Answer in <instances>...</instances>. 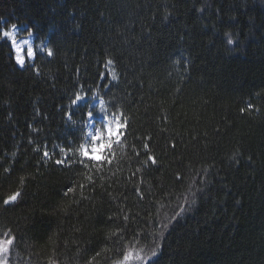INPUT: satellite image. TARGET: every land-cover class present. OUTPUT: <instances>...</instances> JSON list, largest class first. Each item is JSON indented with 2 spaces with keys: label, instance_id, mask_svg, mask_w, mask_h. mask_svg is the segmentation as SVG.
Masks as SVG:
<instances>
[{
  "label": "trees",
  "instance_id": "obj_1",
  "mask_svg": "<svg viewBox=\"0 0 264 264\" xmlns=\"http://www.w3.org/2000/svg\"><path fill=\"white\" fill-rule=\"evenodd\" d=\"M11 25L53 55L18 66L0 37V196L23 192L0 200L9 264L156 242L152 264H264V0H0ZM96 92L130 123L110 162L80 152L88 105L71 101Z\"/></svg>",
  "mask_w": 264,
  "mask_h": 264
},
{
  "label": "snow or ice",
  "instance_id": "obj_2",
  "mask_svg": "<svg viewBox=\"0 0 264 264\" xmlns=\"http://www.w3.org/2000/svg\"><path fill=\"white\" fill-rule=\"evenodd\" d=\"M13 28L16 26L12 25ZM3 35H6L7 37L11 36V33L9 31H4ZM229 44L233 43L231 39L227 41ZM26 44L27 41H24ZM12 47L13 49L19 53L21 51L20 46L16 43V40L13 39L12 41ZM27 55L29 57L34 55V51L32 48L27 49ZM48 56H52L53 52L51 50L47 53ZM17 64L23 66L25 65V59L21 57L20 55H17L15 57ZM112 61H109V64H111ZM112 79L115 80V75H112ZM83 99L82 96L79 94L76 95L75 99H73L71 102L74 106H79V102ZM253 105L251 103L247 104L246 107L240 108V112L244 113L248 110L252 109ZM95 112L89 111L87 112V117L89 120H95ZM114 121V122H113ZM94 127V133L91 134L90 139L93 142L90 147L81 145L80 152L83 157L86 159L97 161V162H110L108 161V157L104 155V153L111 149L114 144H119L123 139H126L127 137V129L130 127L129 121L123 116V114L114 116L112 120H109V118L105 115L103 117V123L99 128ZM148 145H145V148H147ZM43 156L45 158H48L50 156V153L48 151L43 152ZM148 162H150L152 165L157 164V160L149 155L148 156ZM236 163H239V160L236 161ZM56 165H63L64 160L57 159L55 160ZM23 179V178H22ZM182 179V178H180ZM71 191V189H69ZM23 192L20 189H15L3 196H0V200H2L4 205H11L14 202H16L21 196ZM196 202L195 196H191L188 198V204L186 206H180L183 210L187 211L192 204ZM181 213H176L174 216H172V220L175 221L179 218ZM127 219V217H125ZM168 225L166 224L165 227ZM157 241H159V237H157ZM14 238L10 235L5 234V238L3 240H0V253H7L10 250V246L13 245ZM162 244L160 242H156L154 245L153 250H151V256L148 258L149 264H152L151 257H156L158 255V250L161 249ZM142 259L140 256H138L136 253L132 251H125L123 253V257L121 260L116 261V264H133L134 261H138Z\"/></svg>",
  "mask_w": 264,
  "mask_h": 264
},
{
  "label": "rangeland",
  "instance_id": "obj_3",
  "mask_svg": "<svg viewBox=\"0 0 264 264\" xmlns=\"http://www.w3.org/2000/svg\"><path fill=\"white\" fill-rule=\"evenodd\" d=\"M16 26V25H14ZM24 29V27L21 26H16L15 28H13L12 26L9 28H2L0 29V35L4 38H7L10 42L12 51L14 53V58L17 55H20L21 57H23L25 59V62H29L32 63L34 56L37 52L39 53H43V54H47L49 49L46 46V43H38L36 44L34 41V36L33 33H30V35H26L23 36L21 35L22 30ZM4 31H9L11 33V36L7 37L6 35H3ZM13 39L16 40V43L20 46L21 51L19 53H17L13 47H12V41ZM24 41H27V43L25 44ZM28 48H32L34 51V55L29 57L27 55V49ZM16 61V59H15ZM17 63V62H16ZM18 66H21L19 64H17ZM80 96L83 97V99L79 102V105L81 104H87V112L89 111H93L95 112L96 116H95V120H89L87 117V112H86V123H85V130H86V143L84 144V146H88L90 147V145L93 143L90 139L91 134L94 133V127L93 125H95L96 128H99L101 126V124L103 123V117L106 115L109 120H112V118L115 116L114 114L110 113L106 106L103 103V100L101 99V97L97 94L92 95V96H87L85 94H81ZM114 122V121H113ZM149 247L146 245H138L134 248V253H136L138 256H140L143 252H145L146 250H148ZM6 254L5 253H0V264H7L6 262ZM141 257V256H140ZM142 259L138 260V261H134L133 264H139L140 262L142 264H144L147 259L148 256L146 257H141Z\"/></svg>",
  "mask_w": 264,
  "mask_h": 264
},
{
  "label": "bare ground",
  "instance_id": "obj_4",
  "mask_svg": "<svg viewBox=\"0 0 264 264\" xmlns=\"http://www.w3.org/2000/svg\"><path fill=\"white\" fill-rule=\"evenodd\" d=\"M12 26V25H11ZM11 26H9V27H11ZM9 27H7V28H9ZM2 29V28H1ZM25 30V27H24V29L22 30V32H21V35H23V36H26V35H30V33H26V34H23V31ZM33 36H34V41H35V35H34V33H33ZM0 37L1 38H3V39H6L8 42H9V40L7 39V38H4V37H2L1 35H0ZM10 43V42H9ZM36 43V42H35ZM38 43H41V42H38ZM38 43H36V44H38ZM46 43V46L48 45V43L47 42H45ZM48 48V47H47ZM49 49V48H48ZM50 50V49H49ZM43 54V53H42Z\"/></svg>",
  "mask_w": 264,
  "mask_h": 264
}]
</instances>
